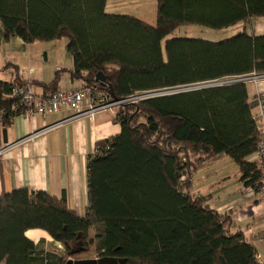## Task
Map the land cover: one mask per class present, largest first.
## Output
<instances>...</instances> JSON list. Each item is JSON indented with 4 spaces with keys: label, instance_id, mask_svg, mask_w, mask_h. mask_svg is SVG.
Wrapping results in <instances>:
<instances>
[{
    "label": "trees",
    "instance_id": "1",
    "mask_svg": "<svg viewBox=\"0 0 264 264\" xmlns=\"http://www.w3.org/2000/svg\"><path fill=\"white\" fill-rule=\"evenodd\" d=\"M156 3L151 25L106 12V0H0V39L65 38L72 59L71 68L56 70L48 83L16 76L0 82L5 86L29 83L47 94L62 90L58 81L65 71L82 85L100 88L108 99L184 89L116 107L120 132L97 142L87 156L83 216L67 207L64 194L3 192L0 263L65 264L87 251L92 227L96 256L124 258L125 264H264L242 232L231 231L229 214L190 192L197 164L222 153L238 165L244 186H256L259 162L246 160L258 139L255 100L248 101L246 82L195 86L264 73V34L243 27L219 41L173 35L184 25L220 30L251 23L264 16V0ZM98 72L104 83L96 81ZM28 229L46 232L63 246L61 254L44 248V239L33 243L24 234Z\"/></svg>",
    "mask_w": 264,
    "mask_h": 264
},
{
    "label": "crops",
    "instance_id": "2",
    "mask_svg": "<svg viewBox=\"0 0 264 264\" xmlns=\"http://www.w3.org/2000/svg\"><path fill=\"white\" fill-rule=\"evenodd\" d=\"M109 1L106 0L105 10ZM116 2L132 3L134 14L142 10L134 11L135 4L141 3L140 0ZM248 22H239L219 31H233L235 34L244 27L248 33L264 34V16ZM69 61L65 62V67L55 65V69L71 68L72 62L70 64ZM16 76L29 82L42 83L54 78L53 74L52 79L45 82L39 78L26 77L20 73L17 63H0V82L11 83ZM58 82L59 89H74L82 85L79 80H72L65 71ZM32 88L36 93H43L39 85H33ZM246 91L248 101L252 102L257 91H264V79L246 82ZM5 105L6 109L0 106V150L5 146L9 148L0 153V195L18 188L47 192L57 198L64 194L67 207L78 216H83L87 207V156L94 153L97 142L120 132V125L115 119L116 108L78 116L51 127L54 122L66 118L70 111L62 109L56 113L34 116L9 113L5 116V110L9 107L8 103ZM37 130L43 132L31 137L30 134ZM246 160L253 162L254 155L247 156ZM190 192L207 197L210 208L229 214L231 231L242 232L264 263V213L256 198L246 193L239 167L229 155L222 153L202 159L191 174ZM30 230L41 229H28L24 233L35 244L40 239L50 237L46 232H41L37 238L31 239L26 235ZM0 264L5 263L3 261Z\"/></svg>",
    "mask_w": 264,
    "mask_h": 264
},
{
    "label": "built area",
    "instance_id": "3",
    "mask_svg": "<svg viewBox=\"0 0 264 264\" xmlns=\"http://www.w3.org/2000/svg\"><path fill=\"white\" fill-rule=\"evenodd\" d=\"M264 79V73H252L248 76H236L234 78L217 79L209 81L197 86L222 85L237 80L245 82ZM184 90L183 88H174L159 91H141L135 92L121 99H108L105 93L96 86L81 85L74 89L55 90L50 93H36L29 83L4 85L0 83V102L9 105L8 111L12 114L24 116H34L35 114L45 115L47 113H56L62 109H67L70 114L58 121L54 122L51 127H55L66 120L72 118L94 114L98 111L111 110L120 104L137 103L143 99ZM255 111L252 113V119L256 123L258 131V139L256 143L254 159L259 163V179L255 187L245 186L246 193L253 195L264 213V91H257L255 97ZM48 126V128H51ZM41 130L34 131L30 136H34ZM29 136V137H30ZM12 145V144H11ZM8 146L0 150L2 153ZM255 161V160H254ZM264 238V235H263ZM94 258H97V256Z\"/></svg>",
    "mask_w": 264,
    "mask_h": 264
},
{
    "label": "rangeland",
    "instance_id": "4",
    "mask_svg": "<svg viewBox=\"0 0 264 264\" xmlns=\"http://www.w3.org/2000/svg\"><path fill=\"white\" fill-rule=\"evenodd\" d=\"M141 3L135 4L134 11H140L134 14L132 3L120 4L116 0H110L107 3L106 12L108 13H120L122 11L125 15L135 16L148 24L155 25L157 19V3L156 0H140ZM122 2V1H121ZM135 2V1H134ZM145 10V12H144ZM147 12V14H145ZM140 13V14H139ZM143 15V16H142ZM173 35L176 36H190L201 38L209 41H219L225 37L233 35V31L222 32L219 30L208 29L200 25L180 26L178 27ZM67 39L62 38L59 40L51 41H33L31 43H25L18 37L12 36L8 40L3 38L0 39V63L11 61L17 63L20 68V73L26 77L39 78L42 81H49L52 79L55 69V65L65 67V62L72 59L66 49ZM68 63V62H67ZM95 231L93 228L89 229L88 242L92 241L88 245L86 252H82L71 256V259H88L96 257L95 242H94ZM42 245L47 250L61 254L63 246L54 241L51 237H47Z\"/></svg>",
    "mask_w": 264,
    "mask_h": 264
},
{
    "label": "water",
    "instance_id": "5",
    "mask_svg": "<svg viewBox=\"0 0 264 264\" xmlns=\"http://www.w3.org/2000/svg\"><path fill=\"white\" fill-rule=\"evenodd\" d=\"M95 79L96 81H99L101 83L105 82V76L102 74V72H98L96 74ZM111 95L114 98V95L112 92H111ZM65 264H125V259L124 258L119 259V258L108 257V256H102L98 258H88V259L68 258Z\"/></svg>",
    "mask_w": 264,
    "mask_h": 264
},
{
    "label": "bare ground",
    "instance_id": "6",
    "mask_svg": "<svg viewBox=\"0 0 264 264\" xmlns=\"http://www.w3.org/2000/svg\"><path fill=\"white\" fill-rule=\"evenodd\" d=\"M41 234H42L41 231H37V230H30L26 232V235L31 239H35Z\"/></svg>",
    "mask_w": 264,
    "mask_h": 264
}]
</instances>
